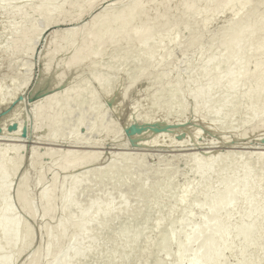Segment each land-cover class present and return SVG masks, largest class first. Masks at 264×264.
Here are the masks:
<instances>
[{
  "label": "bare ground",
  "instance_id": "bare-ground-1",
  "mask_svg": "<svg viewBox=\"0 0 264 264\" xmlns=\"http://www.w3.org/2000/svg\"><path fill=\"white\" fill-rule=\"evenodd\" d=\"M27 1L31 3L34 0ZM75 1L78 0H68L67 3L71 4ZM96 1L102 0H80L81 3L85 2L86 11L90 10ZM10 2L12 0L0 1V28L3 27L4 20L7 18V20L22 21L23 23L35 22L37 28L35 27V30L23 35L13 33L10 40L0 44V54L4 53V62L0 65V102L4 101L5 103L11 100L19 88L32 78L34 61L30 50L15 51V43L19 39L25 41L33 40L52 18L60 14V9H56L51 15L42 13L43 6L49 0H41L38 9L35 11L30 10L22 14L17 13V11L6 13L4 12V6ZM156 2L157 0H146L144 4H136L134 9L141 10L143 15H147L151 12ZM83 12L84 10L77 12L74 18L76 24L80 22ZM262 12H264V0H222L207 12L194 18L174 17L170 19L169 17H162L159 19L161 26L156 29L154 34H147L143 31L133 38H128V35H122L119 37L120 40L118 39L117 41H115L117 31L131 22L133 11L115 13L112 10H104L100 12L94 18L95 23L115 22L113 27L108 28L100 35H97L94 29L91 28L83 34V39H81L76 35L74 29H71L72 40L70 46L72 48L75 49L81 46L86 51L97 52L99 57L103 55V52L113 49L112 52L115 54L113 63L116 64V68L109 74L110 79L108 81H97L95 79V82L89 85L85 82L75 81L74 83L72 82L73 84L71 83L66 91L55 88L50 96L41 103L40 107L35 108V111L30 113V116L25 114L30 122L31 119H36V116L41 115L43 111L48 110L53 105L52 100L56 95L60 99H63L66 95V102H60V104L55 106L57 111L50 117L52 127L45 135L27 133L24 136L40 139L43 142L53 141L57 143V146H65L66 150L83 155L79 160L65 162L64 167L66 169L71 172L78 171V173L76 179L65 184L63 191L61 190L63 192L62 199L57 204L60 211L64 214L63 223L66 221L79 223L72 229L71 234L72 237H80L81 242L75 244L78 239L75 241L70 235L71 240L63 247L62 254L55 257L56 264H86L85 261H88V259L92 261V264H98L100 259L97 256L101 252L106 255L109 254L108 256L110 257L118 251H123L120 257V262L123 263L126 255L130 252L129 249L141 245L146 252H141L135 260L138 259L139 263L142 262L141 264L144 262L161 264L157 260L155 253L156 246L160 240H166V243L160 248L165 259L171 260L175 258L177 261H182L185 258L192 259L185 253H178L179 255H177L171 251L174 241L180 238L184 239L188 244H192L194 250L203 251L205 257L202 260H207L215 255L227 241L229 227L226 224L227 222H233L240 215V213L234 216L231 215L229 209L237 204H241L243 211H249L254 206H257L258 210L255 214L249 213L247 215H249L248 220L260 224L259 227L249 230H245L241 226L238 235L243 239L247 238V244L251 245L253 242L251 237L255 233H261L262 231L264 234V151H223L215 149L216 141L226 140L234 126V123L231 122L219 131L218 126L221 120L226 115H239V117H243V122L246 124L252 119L254 111H264V102H261L264 100V93L258 91L252 97V100L246 101L242 105H248L245 112H242L240 105L237 106L231 102H222L216 110H209V106L213 102L224 101L227 97H229L228 99L240 98L241 95L250 90L254 91L259 87V84H264V59H253V55H264V47L253 43L256 39L258 41V39L262 40L264 38V34L261 32L264 29V17L260 21L255 22ZM248 26H254V29L244 33ZM166 35L167 38H165ZM65 36L66 33L50 34L46 39L45 43L47 45L52 41L55 42L56 53L42 55L39 62L42 73L32 91L33 96L42 90L46 77L60 78L64 74L62 72L71 66H78L81 69L85 68L84 62L74 54L60 64L55 71L50 72L47 69L46 65L55 60L62 48ZM96 39L97 43L93 44ZM247 41L248 44L252 43V45L245 47V42ZM143 47H149V50H142ZM238 51L242 54V60L236 65L235 69L225 71V68L232 63L231 61ZM133 57L135 60L132 59ZM213 59L216 61L214 64ZM249 66H251V72L246 75L244 69ZM206 68L211 69L209 74L206 71L208 76L203 79V86L207 88L221 86V90L215 95L203 96L196 102L179 108V105L189 97L195 78L200 74L199 71ZM81 72H85V77L88 79H93L102 74L104 72L102 57L96 64L87 70H81ZM81 72L68 73L70 76L68 80H73ZM127 74L131 75L126 76ZM119 76L125 77V80H116ZM179 80L182 81V87L175 86L171 90L172 86L176 85L175 81ZM164 90L169 93H164L163 96L159 95ZM112 92H114L113 98L111 96ZM169 97H171V100H169ZM108 100L109 102L111 100L109 106L107 105ZM22 107L20 105L15 106L11 112L0 118V140H4L6 137L10 139L14 136L15 133L12 134L11 132L13 130L8 131L7 128L13 122L17 123L22 119L24 120L21 115L23 112ZM32 107L33 103H28V109L31 110ZM192 112H196L199 115L193 119L190 117L191 121L189 115ZM212 114L214 115L213 121L205 126V120L211 117ZM46 117V115H42L38 119L42 120ZM137 117H149L150 119L152 118V122L149 127L133 140V143H129L130 141L125 142V145L121 148L119 147L120 149L117 148V151H104L107 158L103 163L97 162L94 155L86 156L87 154L100 153L98 146L101 147L103 142L98 140L102 135L110 132L113 128L115 129V127H121L122 123L126 124ZM161 119L171 125V127L168 126L164 130V126L157 123ZM194 123L200 124L202 129L205 126L207 130H203V133L206 132L205 136L201 137L200 135L202 129L195 131L191 129V124ZM155 127L158 129L156 130ZM178 127L186 131L185 137L181 140L176 139V135L179 132ZM162 129L163 131H161ZM73 130L76 132L72 133ZM236 134L240 138L245 136L244 132ZM191 135L194 140L189 139ZM12 147L28 149V146L25 145L0 141V152L3 151L0 174L5 175L7 180L4 184L0 182V226L4 230L9 224L7 223L9 215L5 211L8 207L9 212L12 211L9 203L7 202L6 204L5 202L4 196H7L6 193L8 191L4 192V189L11 188L13 191L12 200H16L20 189L13 188L10 178L13 177L16 170L20 167L19 165L27 163V166H29L36 159L38 153V150H36L37 146L31 145L29 154L24 160V150L18 153L14 152L15 155L10 156L9 152ZM95 148L98 150H95ZM115 157L129 158V164L126 166L128 175L117 179V183L113 187H107V189L105 185L108 183L103 181L97 171L110 164L109 161ZM224 157L231 159L232 162L220 163ZM192 158H195L194 168L191 165ZM203 163L204 166L201 169L203 174L200 172L201 175H199V166L201 167ZM13 164L15 166L11 171ZM214 166L217 170L213 169ZM44 168L45 164H40L30 169V177L35 173L41 172ZM9 169L10 172L8 173ZM242 169L252 172H246V175L242 177V186L225 189L222 192L218 191L209 198V208L202 220L203 227H200L203 230L209 228L204 237H198L201 229L198 230L197 236L191 235V231L189 232L190 226L184 228L183 231L185 232L180 234L179 238L171 237L170 230H173L175 223L184 220L190 201L198 193L196 190L206 187V184L203 185V176L206 170H208L207 173L213 170V172L221 174L241 171ZM260 169L262 170L260 171ZM56 172L52 171L51 175L53 176ZM87 177L91 178L93 186H98L99 184L101 189L109 190L114 199H117V195L120 193L130 203L135 202L134 200L140 197L144 198L151 195L156 183L166 179H173L175 184H172V186L175 190L169 191V194L163 200L164 203L162 201L163 206H159L165 207L164 210L168 212V215L160 214V221H163V224L160 227L158 225L151 227L153 220L148 221L146 219L141 222L143 220L141 211L144 208V204L142 206L135 205L127 212H122L116 220L112 221L116 223V225L113 223L114 228L122 227L120 233L101 232L92 237L91 231L95 225L94 221L92 222L94 216L93 218L88 217L89 211L94 209L90 205L91 200L99 199L97 200L98 202L102 201L103 204L101 206L103 207L100 206V209L107 212V215L110 209H108L107 200H105L107 198L105 194L107 191L105 192V190L94 191L89 188L82 191V189H79V196L73 197L75 193L73 189L77 188V182ZM143 181H147V184H143ZM247 185L251 186L250 188L253 189L254 193L260 196L258 202L254 203L253 198L246 196L247 192L244 188ZM33 186L35 189H39L42 183L38 180L34 182ZM50 199V194L44 197L45 206H52ZM221 201L224 202L225 209L221 212V220L212 228L210 223L213 222V216L217 212ZM184 210L185 213L183 214ZM96 211L98 210H95V213ZM161 213L163 212L161 211ZM34 216V209L30 207L23 206L19 211L17 216L19 229L17 248L25 245L26 239L31 238L32 235L34 239L37 233L42 234L43 229L37 226ZM99 216L100 219L98 221L105 219V214H99ZM10 218H12V215H10ZM243 218H240L237 223L242 222L244 224L246 221ZM135 219H142L140 222L143 224L140 225L134 235L125 234L124 231L133 228L134 222L132 221ZM174 220L176 221L175 223L173 222ZM170 227L171 229L169 230ZM4 230L2 232L0 228V243H3ZM110 230H112V227H110ZM57 231L58 235L56 238L62 237L67 232L64 225H61ZM12 233L13 231H11ZM102 236H104V240H99L98 242V239L100 237L102 239ZM109 238L116 239L111 244L104 246L103 243ZM84 244L90 246L85 253L82 252ZM94 248H96V253H93ZM6 252L18 253L19 249L12 250L11 246L5 247L3 251H0V255ZM69 253L71 255L67 257ZM255 255H259L258 252L253 253L252 257ZM248 258L250 259L249 256ZM17 259L16 261L14 259L11 262L9 261L8 264H33V258L30 255L25 257V260L20 261L19 257ZM255 260L258 263L262 259L255 258ZM211 264L219 263L214 262Z\"/></svg>",
  "mask_w": 264,
  "mask_h": 264
},
{
  "label": "rangeland",
  "instance_id": "rangeland-1",
  "mask_svg": "<svg viewBox=\"0 0 264 264\" xmlns=\"http://www.w3.org/2000/svg\"><path fill=\"white\" fill-rule=\"evenodd\" d=\"M1 1V0H0ZM68 0H49L43 8L42 13L51 15L56 9H60V14L58 16H55L52 18L48 24L41 29L38 32V35L36 38H34L31 41H25L23 39H19L15 45L14 50L15 51H21V50H30L31 56L34 61V65L32 67V78L24 85H22L19 88V92L11 98L7 103L0 102V118L2 116L7 115L15 106H25L22 107V118L24 120H19L17 123L18 130L15 129L12 132L14 136H12L10 139L9 137L6 139H2L0 141L2 142H10V143H16L28 146V149H24V147H12L10 150V156L15 155L14 152L18 153L21 150H24V160L26 159L27 155L29 154V147L31 145L37 146L36 150H38L36 159L27 166V163L19 165L20 167L16 170L13 177L10 178V183L13 186V188L20 189L19 196H17L16 200H12V190L10 189H4V192L8 191L6 194L7 196H4L5 202L9 203V207L5 211L9 215L10 220H17V216L19 215V211L25 207H30L31 209H34L35 212V218L37 222V226L41 229H43L42 234L37 233L36 236L33 239V235L31 238L26 239V244L23 245L20 248L15 247L14 249H19L18 253H11L12 259L11 260H25V257L32 256L33 258V264H56L55 257L59 254H62L63 247L70 242L71 238L75 239V244L81 242L80 237H72V229L76 227L79 223H72L66 221L63 223L64 214L60 211L57 204L62 199L61 190L63 191V188L65 187V184L68 181L76 179V175L78 171L71 172L69 169H66L65 162L67 161H73V160H79L83 157L82 154L71 152L65 149V146H57L56 142H43V140L40 139H34L30 136H24L27 135V133L37 134V135H45L49 129L52 127V123H50V117H52L55 112L57 111L56 105L66 102V95L63 97V99H60L57 97V95L52 100V106L46 109L41 113V115L36 116V119H31L30 122L26 118L27 116L25 114H29L31 112L35 111V108H39L41 103L52 93V91L56 88L59 90H67L71 83L73 82H85L88 85L92 82H95V79L97 81H108L110 78V73H112L115 68L116 64L113 63L115 54H113L112 50L109 49L106 52H103V55L99 57V54L95 51H86L81 46L77 48H72L70 46L72 35H71V29L75 31L76 35L79 36V38L83 39V34L86 33L89 29L93 28L97 35H100L102 32L107 30L110 27H113L115 25V22H108L105 24H97L94 22V18L100 14V12L104 10H112L115 11V13H119L122 11H133V18L131 22L123 27H121L116 34L117 41L120 36L122 35H128V38H133L136 35H138L140 32H146L147 34H154L156 29H158L161 26V23L159 22V19L162 17H182V18H194L196 16H199L208 10H210L215 4L222 0H157L155 5L152 7V10L149 14L143 15L141 10H135L134 7L138 3L144 4L146 0H102V1H96L92 8L88 11L85 9V2L81 3L80 0L75 1L71 4L67 3ZM41 3V0H34L33 2H28L27 0H12L9 4L4 6V12L8 13L11 11H17V13L22 14L27 11H35L38 9L39 5ZM79 10H84L83 15L81 17V20L78 24L75 23V16ZM262 16V17H261ZM264 17V12L260 13V15L256 18L255 22H258L261 20V18ZM8 19V18H7ZM5 19L3 23V27L0 28V44H3L10 40L11 35L13 33H16L18 35L27 34L33 30H35V27L37 28V24L35 22L31 23H23L22 21H13V20H7ZM76 28V29H75ZM172 28V27H171ZM254 29V26H248L246 30H244V33H248L251 30ZM262 34H264V29L261 30ZM66 33L65 40L63 41V46L60 49L57 57L52 63H48L47 69L50 70V72L55 71L60 64H62L67 58H69L72 55H76L79 59H81L84 62V67H78V66H71L64 70L62 73H64L60 78H53V77H46L45 82L43 85V88L40 92L34 94L33 96V89L35 87V84H37L38 79L41 75V66H40V59L42 58L43 54H53L56 53V44L54 41H52L49 45H47L46 39L50 36V34H62ZM167 38V35L165 36ZM120 40V39H119ZM257 40V39H256ZM254 41L253 43L257 46L264 47V38L258 39V41ZM97 43V39L93 41V44ZM248 41L245 42V47H249ZM149 50V47H143L142 50ZM127 51V50H126ZM125 51V53H126ZM4 53L0 54V65L4 62ZM241 52L238 51L235 54L234 59L231 61L232 63L225 68V71H229L232 69H235L236 65L242 60ZM264 55H253V59H264ZM102 57V68L103 73L98 75L97 77L93 79H88L85 77V72H81V70H87L92 65L96 64ZM252 57V56H251ZM132 59L135 60L133 57ZM215 59H213V64L215 63ZM211 69V68H210ZM210 69H204L199 71L198 77L195 78V82L193 83V89L189 93V97L184 101L181 105H179V108L184 107L186 104H191L193 102H196L197 100L201 99L203 96L206 95H215L221 90V86H214V87H205L203 86V79L206 78L208 74L210 73ZM73 72H81L77 75V77L70 79V76L68 73ZM251 72V66L246 67L244 69V73L247 75ZM264 72V71H263ZM133 73V72H131ZM206 73V74H205ZM131 74H127L126 76H130ZM78 79V80H77ZM125 80V77L120 78V81ZM176 85L172 86L171 90L175 88V86L181 88L182 87V81H175ZM72 83V84H73ZM256 86V85H255ZM254 86V87H255ZM177 88V89H179ZM258 91H262L264 93V84H259V87L256 88L254 91H249L243 95L240 96V98L237 99H225L224 101H216L211 103L209 106V110L213 111L216 110L222 102L228 103L231 102L235 105H240L239 107L242 108V112H245L246 106H242L245 104L246 101L252 100V97H254L255 94L258 93ZM164 93H169L168 91L164 90L159 95L163 96ZM31 94V96H30ZM171 95V94H170ZM33 96V97H32ZM171 100V97H169ZM60 99V100H59ZM263 100V99H262ZM234 101V102H232ZM64 102V103H65ZM171 102V101H170ZM261 102H264L261 101ZM28 103H33L32 109H28ZM251 106V104H249ZM249 109V108H248ZM240 110V109H239ZM46 115L47 117L45 119L39 120L38 117ZM199 115V114H198ZM197 113L194 112L191 115H189V119L196 118ZM208 118V117H207ZM214 115L212 114L211 117L206 119L204 122V125H208L213 121ZM26 119V121H25ZM190 119V120H191ZM192 121V120H191ZM190 121V122H191ZM23 122V124H21ZM136 123L137 125H143L146 124V128L149 127L150 123L152 122V118L149 117H137L135 119H131V121H128L125 125H130L132 123ZM189 122V123H190ZM234 123V126L229 134V137L222 141L217 140L216 141V150H223V151H231V150H241V151H264V111L263 110H256L253 112V117L251 120H249L246 124L243 122V117H239V115H226L220 122L218 129L221 131V128L225 127L228 123ZM149 123V125H148ZM25 132L19 134L22 131V126L25 125ZM121 127L118 126L113 128L110 132H107L106 134L102 135L98 141L102 140L103 144L95 148V150H98L100 153L97 154H87L86 156H93L97 162L103 163L107 155L105 152H108V150H114L117 151V148H121L123 145H125V142H129L126 135ZM192 130H200L202 129V126L200 124H191ZM204 128L201 130V137L205 136L206 132L203 133V130L206 131ZM145 128V129H146ZM207 128V127H206ZM143 129V131L145 130ZM142 131V132H143ZM141 132V133H142ZM245 133V136L240 138L238 134L236 133ZM141 133L135 134L134 139ZM14 137V138H13ZM29 137V138H28ZM9 139V140H8ZM20 140H22L20 142ZM25 141V142H24ZM130 143V142H129ZM103 146V147H102ZM248 146V147H245ZM250 146V147H249ZM112 147V148H110ZM52 148H55L52 150ZM101 148V149H100ZM119 148V149H120ZM56 150V151H55ZM105 151V152H104ZM104 152V153H101ZM50 156V157H49ZM229 157V156H227ZM224 157L220 163H228L232 162L231 159ZM12 162V161H11ZM10 162V163H11ZM235 163V162H233ZM40 164H45V168L39 172L35 173L30 177V169L35 168L36 166ZM206 164V163H205ZM217 164V163H216ZM11 165V164H10ZM15 164H13L11 167V171ZM204 166V163L202 166H199L198 174L201 175L202 167ZM206 167V165H205ZM210 169L209 167H207ZM214 170H217L214 166ZM262 169H260L261 171ZM52 171H57L53 176L51 175ZM208 170H206V173L203 176V185L206 184L205 188H201L200 190L197 189L196 196L190 201V206L186 210L185 218L183 221H179L178 223H175L173 226V230H170L171 237H178L180 234H183L185 231L184 228H187V226H190L189 232L193 236H197V232H193V227L195 225H199L201 227L203 217L206 215L207 210L209 208L208 202L209 198L217 193L218 191H223L225 189L229 188H235L242 186L241 180L244 175H246V172L252 173L251 171H246V169H242L241 171H235L232 173L224 172L221 174H218L216 172H213V170L209 173H207ZM254 171V170H253ZM10 172V169L8 170V173ZM201 172V173H200ZM203 174V173H202ZM255 178V177H254ZM238 182L235 184H231L230 182L232 180H237ZM41 181L42 186L39 189L34 188V182ZM256 181V180H255ZM224 185V186H222ZM251 186L247 185L245 186V191L247 192L246 196L253 198L254 203L258 202L260 196L256 193H254L253 189L250 188ZM209 190V191H208ZM50 194L52 201V206H45L43 199L44 197ZM69 205V204H68ZM202 208V209H201ZM190 209V210H189ZM201 209V210H200ZM225 209V204L223 201H221L219 208L217 212L214 214V220L212 223H210V227H214L215 224L221 220L220 215L221 212ZM188 210L192 211L193 213L191 215H188ZM258 210L257 206H254L249 211L244 210L241 207V204L233 205L229 212L231 215H236L237 213H240L239 217L235 219L233 222H227L226 226L229 227V234L227 241L220 247L219 251L210 257L207 260H202L205 257V253L203 251H197L194 250L192 247V244H188L184 239L180 238L171 246V251L173 253H176L177 255L185 253L189 258H185L182 261H177L175 258L173 259H165L163 254L160 251L161 246L166 243V240H160L157 244V248L155 249L157 260L161 264H211L214 262H218L219 264H264V234L262 233H255L251 239L252 243L251 245H248L247 238H242L238 235L240 231V227L242 226L245 230L252 229L254 227H259L260 224H257L255 222H251L248 220L247 214L252 213L255 214ZM12 213V214H11ZM185 213V210L183 211V214ZM10 215H12V218H10ZM193 216V217H192ZM244 217V218H243ZM244 219L246 222H244V225L242 222L237 221L239 219ZM139 220V223L144 222L142 219H135ZM140 220H142L140 222ZM243 220V221H244ZM172 222V224H173ZM139 223H134L133 228L127 229V231H124L125 234H131L134 235L138 229L140 228ZM143 224V223H142ZM171 224V225H172ZM178 224H181L179 226ZM9 225V224H8ZM6 226L5 230H7L9 227L12 226V221L10 222V226ZM61 225H64L66 234L62 237H57V229ZM18 226V225H17ZM209 226V225H208ZM180 229H177V228ZM203 227V226H202ZM207 227V226H206ZM166 228V227H165ZM209 229V228H206ZM4 230V231H5ZM13 229H10L8 234L11 233ZM178 234V235H177ZM71 235V238H70ZM202 233L198 235V237L202 238L204 237ZM116 239V238H115ZM115 239L113 241H115ZM74 242V240H72ZM260 242V243H259ZM112 243V242H111ZM111 243H108L107 240L103 243L104 246H107ZM161 243V244H160ZM79 246V244H78ZM89 245L84 244V247H88ZM6 246L5 244L2 245L0 243V251H3ZM90 246L87 248L89 250ZM135 248V247H134ZM78 251V250H77ZM79 252V251H78ZM122 252V251H120ZM258 252L259 255H255L253 257L262 259L260 262H256L255 258L252 257L253 253ZM179 253V254H178ZM3 255V254H2ZM7 255V254H4ZM71 255L70 253L68 254ZM67 255V257H68ZM109 255V254H108ZM104 253H100L97 257L100 259L98 261V264H123L120 262V255H118V252L113 254L112 256H108ZM122 255V254H121ZM220 255V256H219ZM18 256V257H17ZM21 256V258H20ZM120 256V257H119ZM250 257V259L248 258ZM196 257H198L196 259ZM45 259V260H44ZM10 260V262H11ZM191 261V262H190ZM205 261V262H204Z\"/></svg>",
  "mask_w": 264,
  "mask_h": 264
},
{
  "label": "water",
  "instance_id": "water-1",
  "mask_svg": "<svg viewBox=\"0 0 264 264\" xmlns=\"http://www.w3.org/2000/svg\"><path fill=\"white\" fill-rule=\"evenodd\" d=\"M121 77L119 76L118 79H116V80H119ZM113 95H114V92H112V94H111L112 98L114 97ZM111 100H113V99H111ZM111 100H110V102L108 100V102H107V105L108 106L111 104ZM97 106L100 107L99 105H97ZM157 123L162 124L164 126L163 127L164 130L168 126L171 127V125H169L168 123L164 122L162 119H161V121H157ZM122 124H123L122 125V129H123L124 133L126 135H128L126 137H127L128 141H130V143H133L135 134L141 133L143 131V129H145L146 126H147L146 125L147 123L146 124H143V125H140V124L137 125L134 122L132 124H130V125H125L124 123H122ZM148 125H149V123H148ZM25 126H26V124L22 126V131L19 134L25 132ZM178 126H182V125H178ZM17 127H18L17 123L16 122L15 123L13 122L7 129H8V131H11V130L17 129ZM157 129L158 128H156V130ZM161 131H163V129ZM73 132L75 133L76 131L73 130L72 133ZM155 133H158V132H155ZM185 135H186V131H184L183 128H179V132L176 135V139L181 140V139H183L185 137ZM189 139L194 140V138H193L192 135H191V137H189ZM2 155H3V151L0 152V169L2 167V162H1L2 157H3ZM128 160H129V158H126V157H115L114 159H112L111 161H109L110 164H107L104 168L99 169L97 171V174L98 175H101L100 177L103 179V181L106 182V183H108V184L105 185L106 188L107 187H111V186L113 187L117 183V179H119L121 177L124 178L126 175H128V169L126 167L127 164H129V161ZM191 160H192L191 165L195 164V158H192ZM194 167H195V165H193V168ZM6 181L7 180H6L5 175L0 174V182L4 184ZM237 182H238V179L237 180H232L230 183L231 184H235ZM97 184H98V182H97ZM143 184L146 185L147 184V181H143ZM172 184H175L173 179L162 180V181H160V182H158V183H156L154 185V188L152 189V194L151 195H149L148 197L146 196L144 198H141L140 197L139 199L134 200L135 202L130 203L128 201V199L124 195H122L120 193L117 195V199H114L113 196H112V193L109 190H107L108 188L107 189H103V188L101 189L99 187V184H98V186H96V185L93 186L92 185V182H91V178L89 179V177H87V178H83L81 181H78L77 182V184H76V187L77 188L76 189L75 188L73 189V190H75V193H74V196L73 197L79 196V194H78V190L79 189H82V191H83V190H87L89 188H92L94 191H102V190H105V192L107 191L105 193L107 195V198L105 200H107V206L109 207L108 209H110V211H108V215H110L109 217H106V216H108L107 215V212H104L103 210L100 209L101 207H103V206H101L103 204L102 201L101 202H98L97 200H99V199H92L91 202H90L91 203L90 205L94 209H93V211L91 209L92 212L89 211L88 217L89 218H93V216H94V220H92V222L94 221L93 223L95 224L93 226V228H92V231H91V234L92 235L91 236L93 237V236H95V235H97V234H99L101 232H113L115 234H118V233H120V231H122L121 230L122 227L114 228L113 227V223L114 222H112V221L113 220H116V218L118 216H120L122 214V212H127L128 210H130L131 208H133L135 205H141L142 206V204H144V208L141 211L142 217H143V221L146 220V219H148V221L149 220H153L152 221V224H151V227H155L156 225H158L160 227L163 224V221H160V218H161L160 217L161 216L160 214H163L164 216H167L168 215V212L166 210H164L165 207L163 208V207H159V206H163L162 201L164 200V198L167 197V195L169 194V191L172 192V190H175V189H173ZM222 186H224V185H222ZM163 203H164V201H163ZM95 210H98V211H96V213H95ZM189 210H188V215H191L193 212L192 211H189ZM161 211L163 213H161ZM99 214H102V215L105 214V217H104L105 219H103V220L101 219L100 221H98L100 219ZM96 217H97V219H96ZM11 221H12V226L9 227ZM166 221H167V219H166ZM132 222L139 223V220H133ZM7 223H9V225H8L9 228L7 230H5L4 233H3V241H2L3 243L2 244H5L6 246H11L12 247V250H13L16 247L17 242L19 240V229H18V226H17V223L18 222H17V220H15V223H14V220H10V219L8 220L7 219ZM114 224L116 225V223H114ZM139 224H142V223H139ZM178 225L181 226V224H178ZM110 227H112V230L109 231ZM0 228H1V231L4 230V228H2L1 226H0ZM180 228L178 227L177 229H180ZM10 229H13V233L12 234L11 233L8 234V232L10 231ZM170 229H171V227L169 228V230ZM199 229H201L202 235H204L205 233H207V229H204L203 230L202 228L199 227V225H195L193 227V232L198 231ZM103 237L104 236H102V239L100 237L98 239V242H99V240H101V241L104 240ZM114 239L115 238H109V239H107V242L108 243H111V242H113ZM88 247H84L83 250H82V252L83 253L87 252L88 251V249H87ZM93 250H94L93 253H96V248H94ZM129 250H130V252H128V254L125 257V262H123L124 264H133V262H134V264H138L139 261H138V259L135 260V258L139 257V254L141 252H146L145 248L142 245L141 246H135V248L132 247ZM5 254H9V255H4V254L2 255L1 254L0 255V264H8L9 261L12 259V257H11L12 254L11 253H7L6 252ZM121 254H123V251L122 252L118 251V255L121 256ZM197 258L198 257H196V259ZM85 262H86V264H92V261H90L89 259H88V261H85ZM141 263L142 262H140L139 264H141ZM143 264H148V263L144 262ZM149 264H151V263H149Z\"/></svg>",
  "mask_w": 264,
  "mask_h": 264
}]
</instances>
